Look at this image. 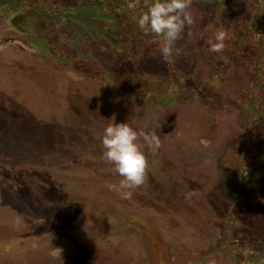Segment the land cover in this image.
I'll use <instances>...</instances> for the list:
<instances>
[{
	"label": "rangeland",
	"instance_id": "1",
	"mask_svg": "<svg viewBox=\"0 0 264 264\" xmlns=\"http://www.w3.org/2000/svg\"><path fill=\"white\" fill-rule=\"evenodd\" d=\"M191 5L203 23L185 28L175 72L156 53L142 75L98 49L106 73L58 64L23 47L0 16V264H238L247 247L264 254V0ZM216 30L229 36L220 54L206 42ZM167 87L178 100L164 104ZM127 121L161 147L145 149V183L123 199L109 187L121 177L101 137ZM246 191L256 197L247 213Z\"/></svg>",
	"mask_w": 264,
	"mask_h": 264
},
{
	"label": "trees",
	"instance_id": "2",
	"mask_svg": "<svg viewBox=\"0 0 264 264\" xmlns=\"http://www.w3.org/2000/svg\"><path fill=\"white\" fill-rule=\"evenodd\" d=\"M151 3L153 0H0V16H3L11 30L17 31L24 37L25 42L21 43L23 47L58 64L84 74L88 69L87 66L92 65L106 73L100 66L101 57L93 53L94 49H98L117 58L124 57L127 64L142 75L148 58L160 54V38L151 33H144L135 23V19L145 12ZM189 11L193 16L194 25L199 28L203 23L201 14L194 12L192 5ZM194 25L186 27L189 30H196ZM193 37L194 34L190 33V40H193L191 39ZM182 39L177 41L176 47L180 45ZM175 56L174 54L171 63L165 62L172 73L175 72L176 64L173 60ZM141 78L145 79V77ZM114 85L122 93L133 92L130 86L122 88L116 83ZM167 89L170 95H165L161 103L169 104L177 101L179 88L173 92L170 91V87ZM261 97H258V101ZM250 104L251 101L248 100L247 105ZM247 105H244L246 109L249 108ZM251 111L253 113L255 109L251 108ZM252 113L249 119L253 118ZM261 169L254 166L255 172H259L251 178L254 180L251 181L250 186L256 189V197L262 195L261 190H258L259 185L263 186ZM256 197L252 198V195L246 191L239 201L240 207L245 208L247 213L255 203ZM234 219L233 217L231 222ZM231 231L233 232V229ZM233 236L236 237L234 234ZM236 240L237 238H232L234 245ZM242 254L243 257L237 261L238 264L264 263V254L258 252L256 247H247L242 250Z\"/></svg>",
	"mask_w": 264,
	"mask_h": 264
},
{
	"label": "clouds",
	"instance_id": "3",
	"mask_svg": "<svg viewBox=\"0 0 264 264\" xmlns=\"http://www.w3.org/2000/svg\"><path fill=\"white\" fill-rule=\"evenodd\" d=\"M192 0H153L147 10L135 19L138 28L160 38V54L166 63L179 55L181 49L177 41L183 38L186 26H192L194 19L189 11ZM229 36L224 30H216L207 38L210 53H223ZM103 157L112 165V172L121 179L118 184L110 185L111 190L129 199L132 192L146 180L148 160L145 149L155 153L161 147L160 136L154 131L136 129L127 122L106 126L101 137ZM195 193H187L191 197Z\"/></svg>",
	"mask_w": 264,
	"mask_h": 264
}]
</instances>
